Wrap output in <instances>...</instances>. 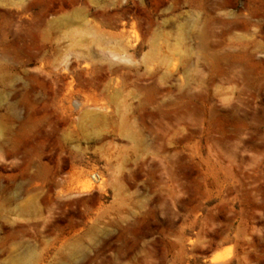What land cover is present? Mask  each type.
Returning <instances> with one entry per match:
<instances>
[{
	"label": "rangeland",
	"instance_id": "rangeland-1",
	"mask_svg": "<svg viewBox=\"0 0 264 264\" xmlns=\"http://www.w3.org/2000/svg\"><path fill=\"white\" fill-rule=\"evenodd\" d=\"M0 264H264V0H0Z\"/></svg>",
	"mask_w": 264,
	"mask_h": 264
},
{
	"label": "bare ground",
	"instance_id": "bare-ground-1",
	"mask_svg": "<svg viewBox=\"0 0 264 264\" xmlns=\"http://www.w3.org/2000/svg\"><path fill=\"white\" fill-rule=\"evenodd\" d=\"M215 259L218 260V259H220V258L218 257V259H217V257H216Z\"/></svg>",
	"mask_w": 264,
	"mask_h": 264
}]
</instances>
